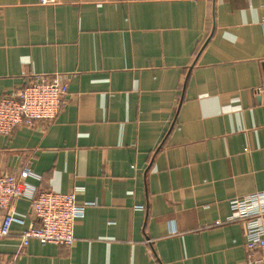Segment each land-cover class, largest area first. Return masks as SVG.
<instances>
[{"label":"crops","instance_id":"1","mask_svg":"<svg viewBox=\"0 0 264 264\" xmlns=\"http://www.w3.org/2000/svg\"><path fill=\"white\" fill-rule=\"evenodd\" d=\"M38 74L67 95L0 136V172L93 204L70 246H21L16 198L0 263L257 262L242 222H215L264 191V0H0V94Z\"/></svg>","mask_w":264,"mask_h":264},{"label":"built area","instance_id":"2","mask_svg":"<svg viewBox=\"0 0 264 264\" xmlns=\"http://www.w3.org/2000/svg\"><path fill=\"white\" fill-rule=\"evenodd\" d=\"M38 1L40 4H48L57 0ZM67 91L65 83L38 74L23 87L0 94V136L10 135L19 125L29 127L37 122L52 120ZM31 174L27 168L22 169L18 175L0 172V239L10 234L12 217L8 210L13 201L26 196L36 224L20 231L21 246H26L31 239L70 246L74 240L75 220L83 217L86 206L93 202L79 204L73 192L30 188L24 180ZM229 209V215L224 220H217L215 224L242 222L246 247L258 254L254 264H264V191L230 200Z\"/></svg>","mask_w":264,"mask_h":264}]
</instances>
